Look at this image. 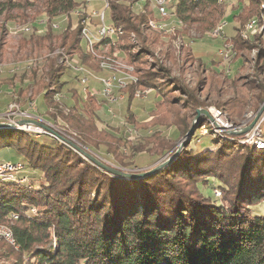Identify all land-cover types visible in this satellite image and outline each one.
<instances>
[{
	"label": "trees",
	"instance_id": "1",
	"mask_svg": "<svg viewBox=\"0 0 264 264\" xmlns=\"http://www.w3.org/2000/svg\"><path fill=\"white\" fill-rule=\"evenodd\" d=\"M83 1L0 0V47L9 31L20 26L30 31H21L22 49L76 50L81 46L78 33L70 27L59 31L52 24ZM138 1L109 0L107 7L117 38L123 34L140 38L132 43L136 50L130 53L132 62L149 54L158 58L145 38L149 20L157 17L158 10L148 11V3L137 10ZM223 2L173 0L169 10L185 29L205 34L226 16ZM233 9L239 10L234 15L237 25L226 40H231L236 56L240 50H257L254 74L227 77L234 96L216 104L239 125L249 109L255 112L264 102L263 31L243 35L251 20L261 19L264 0H237ZM108 41L110 37H104L99 44ZM216 57L223 61L217 52ZM144 70L136 71L138 78L130 87L150 88L160 97L163 85L174 87V104L181 101L187 111L138 124L151 131L136 141L99 123V97L89 89L70 87L68 68L57 57H47L41 69L20 76L15 68H0V106L7 94L23 106L32 94H43L50 119L83 145L124 167H141L146 160L154 164L186 135L197 109L206 102L199 89L172 77L163 65ZM65 89L70 100H57L56 94ZM208 121L202 116L195 133L199 130L202 135ZM162 126L171 128L173 135L164 133ZM262 129L263 135L264 122ZM193 137L162 169L128 179L96 166L53 134L0 128V165L7 163L4 158L21 164L0 174V225L12 233L11 242L0 239L6 248L4 260L8 264H264V214L254 209L264 203V148L242 143V136L215 133L212 127L202 135L206 146L192 148Z\"/></svg>",
	"mask_w": 264,
	"mask_h": 264
},
{
	"label": "rangeland",
	"instance_id": "2",
	"mask_svg": "<svg viewBox=\"0 0 264 264\" xmlns=\"http://www.w3.org/2000/svg\"><path fill=\"white\" fill-rule=\"evenodd\" d=\"M152 1L139 0L135 4V8L140 10L148 3V11L153 9L158 10L159 14L157 13V17L149 20V28L147 27L145 30V38L148 39L151 49H154L156 56L162 64L158 58H154L150 54L143 55L139 60L132 62L133 56L130 53L136 51L132 43L138 41L140 38L135 34H123L117 38L116 32L110 27L112 23L111 11L105 5L108 4L109 0H84L74 11L67 15H61L52 24L55 28H59V31L68 27L75 30L81 42L79 48L69 51L64 48H56L54 51H51L49 48L40 50L29 46L22 49L20 47L21 31H29V28L16 26L9 31L5 44L0 47V68L4 71L15 68L20 76L25 72L30 73L33 69H41L47 57H57V62H61L63 66L65 65L68 68L66 78L70 81V87H77L81 92L89 89L99 97L101 101L99 123L104 127H116L124 137L126 135L133 138L136 137L134 139L136 141L142 135L151 131V129L148 131L143 130L138 127V124L161 120L166 114H173L178 111L185 113L187 111L181 101L174 104V87L169 88L163 85V97L156 95L155 91H152L150 88L140 89L130 87V83L138 78L136 71H143L144 69L152 70L158 65H163L171 70L172 77H180L189 87L199 89L201 99L206 102L205 106L199 108L210 110L220 124H227L225 122H228L229 118L227 119L226 117V111L219 109L220 107L216 104L218 100L225 101L234 96V90L227 77L251 78L254 74L253 67L257 56L256 49L237 51L236 56L231 40H226V37H230L233 34L234 27L237 25L234 15L239 10L233 9L237 4V0H222L226 4V16L222 22L218 23L210 32L205 34L200 33L194 28L185 29L186 26L182 25L170 13L169 5L173 0L167 4V16H163L159 11V6ZM103 10H106V23L109 26V34L111 36L110 41L99 44L105 36L102 33H98V19L92 13L93 11H97L98 18H102L103 15L105 18V11ZM263 16L264 14L261 19H253L246 25L243 31L245 37H248L250 33H254L257 30L263 31L264 35ZM40 19L44 23L46 16H41ZM254 20L258 23L255 22L254 24ZM219 25L225 26V33L216 36L215 29L219 28ZM41 26L45 27V24ZM222 47H226L227 49L225 57ZM216 52L223 58V61L219 62L220 59L216 57ZM144 58L149 62H146ZM228 67H231V71L227 69ZM217 69L220 74L216 72ZM162 80L164 81V79ZM102 82H110V94L104 91ZM175 93L179 99H184L180 92ZM252 94V92H249V96ZM10 96V94L5 95L8 98L3 96L2 100L4 104L0 106V109H2L0 121L35 119L50 125L61 134L66 133L55 120L50 119L48 116L49 109L42 103L43 94L39 96L38 94H32L33 98L28 100L25 106L12 102ZM55 97L57 100H62L63 102L70 100L66 89L57 93ZM255 112L249 109L246 120L251 118ZM200 123L198 127L201 125ZM208 127H212L215 133H221L224 136H234L215 127L210 121L207 122V127H202V135L208 134ZM21 128L37 133H49L34 125H22ZM162 130L170 136L173 135L171 128L162 126ZM67 135L73 137L69 134ZM202 135L199 130L193 135L192 148L199 149L207 145L208 140L203 138ZM262 136L261 134L260 137ZM247 137L241 139V142L258 147L254 139L248 142L246 140ZM102 157L110 162H114L113 158L109 155L103 154ZM3 160L11 163L5 158ZM150 164L146 160L143 163V168H148ZM115 165L122 166L118 162L117 164L115 162ZM133 169L139 170L138 167ZM206 192L214 195V191L211 189H207ZM218 194L219 192L217 191L216 195ZM254 209H256L257 213L264 214V203L256 205ZM9 229L6 225H0V239L11 242L4 234V231ZM2 244L4 245L3 242H0V261H2L0 263L8 264L3 256L6 248Z\"/></svg>",
	"mask_w": 264,
	"mask_h": 264
},
{
	"label": "water",
	"instance_id": "3",
	"mask_svg": "<svg viewBox=\"0 0 264 264\" xmlns=\"http://www.w3.org/2000/svg\"><path fill=\"white\" fill-rule=\"evenodd\" d=\"M204 115L215 127L220 128L221 130H224L229 135H235V136H242L241 139L246 138L247 135L253 134L257 127L259 126L262 129V123L264 122V102L261 104L259 109L254 113V115L251 116V118L243 121L239 125H235L232 121H228V125H222L217 121V119L213 116V114L210 112V110L206 108H198L197 114L194 117V120L191 124L190 129L186 133V135L162 158H160L157 162L154 164H150L148 168H143V166L138 167H124V166H117L115 165V162L108 161L106 158L102 157L103 154H99L89 147L83 145L78 140H75L73 137L68 136L66 133L61 134L57 132L54 128H52L50 125L45 124L41 121L35 120V119H23V120H12L9 121H0V128L7 129V128H14L19 127L21 128L22 125H34L35 127L42 128L44 131L49 132L53 134L54 136L61 139L63 142L70 145L72 148H74L76 151H78L80 154H82L86 159L94 163L96 166L116 175L122 178H140L143 176H146L148 174H151L155 171H158L168 165L172 160L175 159V157L180 153V151L183 149V146L185 142L188 140L191 141L193 135L195 134V131L198 127V124L201 122V116ZM227 117V116H226ZM224 118V117H223ZM228 119V118H227ZM226 119V120H227ZM225 121V118H224ZM263 140H264V133H263ZM117 164V163H116ZM138 167L139 170H134L133 168Z\"/></svg>",
	"mask_w": 264,
	"mask_h": 264
},
{
	"label": "bare ground",
	"instance_id": "4",
	"mask_svg": "<svg viewBox=\"0 0 264 264\" xmlns=\"http://www.w3.org/2000/svg\"><path fill=\"white\" fill-rule=\"evenodd\" d=\"M90 1V0H89ZM108 1V0H107ZM145 1H147V0H145ZM152 1V0H151ZM154 1V3L156 4V5H158L159 6V11L162 13V15L163 16H167L168 15V13H167V9H166V7H167V4L171 1V0H153ZM152 1V2H153ZM156 7V6H155ZM158 8V7H157ZM104 13V12H103ZM104 16V15H103ZM102 16V18H104ZM264 17V16H263ZM255 22H257L256 20H254V24H255ZM258 23V22H257ZM152 24V23H151ZM253 24V23H252ZM165 25V24H164ZM225 25V24H224ZM224 25H222V26H220L219 28H217V29H215L216 31H215V34H216V36H220L221 34H223V33H225V32H223L224 31ZM154 26H155V24H154ZM160 26V25H159ZM250 26V25H249ZM253 26V25H252ZM254 27V26H253ZM252 27V28H253ZM106 37V36H105ZM111 82V81H110ZM225 123H227V122H225ZM225 125H228V123L227 124H225ZM261 134H262V130H261V128L259 129V137L261 136ZM247 137V136H246ZM260 138H262V137H260ZM251 139H254V138H251V137H247V139L246 140H248V142L249 141H251ZM255 141L254 142H256L255 144L256 145H258V147H264V141H262V140H258V139H254ZM21 167V164H13V163H6V164H4V165H1L0 166V174H2V173H4V172H8V171H14V170H16V169H18V168H20ZM4 234L12 241V233H11V231H10V229L9 230H7V231H4Z\"/></svg>",
	"mask_w": 264,
	"mask_h": 264
},
{
	"label": "built area",
	"instance_id": "5",
	"mask_svg": "<svg viewBox=\"0 0 264 264\" xmlns=\"http://www.w3.org/2000/svg\"><path fill=\"white\" fill-rule=\"evenodd\" d=\"M105 5L107 8L108 4H105ZM103 11H105V18H98V12L97 11H93L92 14H93V16H96L98 19V26H99L98 33H102V34H104V36L110 37L111 35L109 34V26L106 23V10H103ZM223 32H225V26H224ZM226 51H227L226 47H222V52H223L224 57H225ZM227 69L231 71V67H228ZM102 83L104 86V91H107L108 94H110V92H111L110 82H102ZM11 108H13V107H11ZM262 119H264V117ZM259 129H260V127L258 126L257 130L253 134H249L247 136L254 138V139H258V140H263V138L259 137Z\"/></svg>",
	"mask_w": 264,
	"mask_h": 264
}]
</instances>
